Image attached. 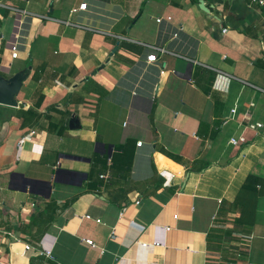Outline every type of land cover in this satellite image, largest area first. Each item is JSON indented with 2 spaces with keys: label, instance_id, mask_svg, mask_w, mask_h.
<instances>
[{
  "label": "crops",
  "instance_id": "0c3cea01",
  "mask_svg": "<svg viewBox=\"0 0 264 264\" xmlns=\"http://www.w3.org/2000/svg\"><path fill=\"white\" fill-rule=\"evenodd\" d=\"M15 78L0 264H264V128L248 127L264 125V7L0 0V82Z\"/></svg>",
  "mask_w": 264,
  "mask_h": 264
},
{
  "label": "built area",
  "instance_id": "2783aa9c",
  "mask_svg": "<svg viewBox=\"0 0 264 264\" xmlns=\"http://www.w3.org/2000/svg\"><path fill=\"white\" fill-rule=\"evenodd\" d=\"M252 2H253L254 4H256L257 6H259V7H264V0H252ZM86 7H87V5L84 4V5L80 6L79 9H80V10H85ZM15 11H19V10H15ZM74 12H77V9L74 10ZM22 14H23V15H27V12H26V11H22ZM45 18H48V17H45ZM162 20H163V18H158V19H157V22H161ZM67 24H70V23L67 22ZM26 25H27V23H26L24 20H23V21H20V24H19V28H20V30L18 29L19 31H18L16 34H14V36H13L14 39L16 40V42H17L16 47H14V51H15V52H17L19 46L22 45V43L20 42V39H23V37H22V32H25V31H26V28H25ZM70 25H71V24H70ZM72 25H74V24H72ZM227 31H228V29H224V30H223V33L225 34V33H227ZM150 47H151L152 49L155 50V53H154L153 55L149 56V57L147 58V60H148V62L156 63V62H158L159 54H160V53H164L165 50L162 49V48L156 47V46H150ZM236 111H237V109L234 108V109L232 110V113L235 114ZM248 127H249L250 129H252V130L260 131L261 129L264 128V125H263L262 123H255V124H250V125H248ZM35 135H36V131H31V132L29 133L28 136L22 138V141H24V140H26V139H28V138H31V137H33V136H35ZM245 142H246V139H245L244 137H240V138H232L231 141H230V144H232V145H238V144H243V143H245ZM141 145H142V142H139V143H138V146H141ZM101 177L104 178V179L107 178L106 175H102ZM136 204H137V205H140V204H141V201H140V200H137V201H136ZM86 218H87V219H91V217H90L89 215H87ZM175 218H177V216H175ZM97 222L100 223L101 220L98 219ZM166 229H167V230H170L171 228H170V227H167ZM12 237H13V236H12ZM86 243H87L88 245H90V246H95L94 241L91 240V239L86 240ZM145 245H147V244H145ZM156 245H160V244L157 243ZM25 248H26L27 251H29V250L32 249L31 246H30L29 244H26V245H25ZM42 254H46L47 256H51V252H47V251L44 252V253H42ZM155 264H161V263H155Z\"/></svg>",
  "mask_w": 264,
  "mask_h": 264
},
{
  "label": "water",
  "instance_id": "95a60500",
  "mask_svg": "<svg viewBox=\"0 0 264 264\" xmlns=\"http://www.w3.org/2000/svg\"><path fill=\"white\" fill-rule=\"evenodd\" d=\"M204 6L201 4V8ZM205 10L208 11L207 8ZM22 79L15 78L11 81V83L6 82H0V104H5L8 106H16L17 102L14 99V96L18 93L19 88L22 84ZM71 159L78 161V162H86L88 160L84 158H78V157H71Z\"/></svg>",
  "mask_w": 264,
  "mask_h": 264
},
{
  "label": "trees",
  "instance_id": "16d2710c",
  "mask_svg": "<svg viewBox=\"0 0 264 264\" xmlns=\"http://www.w3.org/2000/svg\"><path fill=\"white\" fill-rule=\"evenodd\" d=\"M240 225H243V224L241 223ZM241 227H242V226H241ZM209 248H210V250H213V249H214L213 251L219 252L218 248H214V247H211V246H209ZM241 253L244 254V253H245L244 250L241 251ZM211 259H213V261H214L215 258H211ZM235 264H236V263H235Z\"/></svg>",
  "mask_w": 264,
  "mask_h": 264
}]
</instances>
